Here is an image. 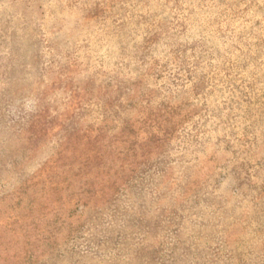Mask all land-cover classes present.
Wrapping results in <instances>:
<instances>
[{
    "label": "rangeland",
    "instance_id": "rangeland-1",
    "mask_svg": "<svg viewBox=\"0 0 264 264\" xmlns=\"http://www.w3.org/2000/svg\"><path fill=\"white\" fill-rule=\"evenodd\" d=\"M0 264H264V0H0Z\"/></svg>",
    "mask_w": 264,
    "mask_h": 264
}]
</instances>
